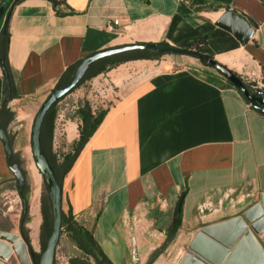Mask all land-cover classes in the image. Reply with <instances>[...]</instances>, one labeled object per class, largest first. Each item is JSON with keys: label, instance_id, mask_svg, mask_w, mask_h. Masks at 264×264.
<instances>
[{"label": "crops", "instance_id": "crops-1", "mask_svg": "<svg viewBox=\"0 0 264 264\" xmlns=\"http://www.w3.org/2000/svg\"><path fill=\"white\" fill-rule=\"evenodd\" d=\"M57 1L61 5L55 9L49 0H24L13 7L9 22L8 61L16 98L6 100L0 70V129L13 137L11 149L20 160L18 136L29 122L22 124L19 115H30L16 105L34 107L68 70L103 51L147 44L189 50L203 40L199 54L264 90V0ZM9 4L0 0V9L6 5L7 10ZM228 10L254 27L247 44L216 26ZM58 11L75 13L61 16ZM141 52L114 56L124 63L65 97L84 85L91 94L66 123L67 143L77 141L80 131L88 138L62 181V211L93 236L111 264H145L163 253L177 212L181 227L167 249L187 232L188 251L197 233L244 219L243 213L264 193V115L198 58L137 59ZM10 167L0 138V233L18 236L20 222L16 224L14 212L21 198ZM28 171L36 215L39 186L31 159ZM111 211L116 219L104 229L101 220ZM254 237L264 254V233ZM20 242H0L9 252L0 261L7 264L17 250L26 264ZM149 247L159 249L151 254ZM244 254L231 264L261 260L255 244Z\"/></svg>", "mask_w": 264, "mask_h": 264}, {"label": "water", "instance_id": "water-1", "mask_svg": "<svg viewBox=\"0 0 264 264\" xmlns=\"http://www.w3.org/2000/svg\"><path fill=\"white\" fill-rule=\"evenodd\" d=\"M12 0H9L11 3ZM6 10V5L0 9V18ZM216 26L232 34L241 44H247L254 36V27L243 17L233 11H226L216 22ZM153 51L164 55L189 56L200 59L202 57L196 51L179 50L173 48H157L154 44L131 45L117 49H111L97 53L86 58L77 67L72 80L65 87L55 88L48 96L41 109L39 110L32 128L31 149L35 165L43 177L48 188L51 201L53 223L50 237L47 241L45 251L41 254L40 260L36 263L35 253L29 248L22 237L12 234L0 233V242H12L14 238L21 240L20 246L25 255L26 264H55V256L61 235L62 209H63V190L58 184L54 169L48 159L42 153L41 129L44 119L51 107L62 98L72 92L83 80L90 66L105 59L133 51ZM204 62L211 68L219 72L229 83L237 88L245 97L247 102L260 114L264 115V90L257 87L255 83H245L235 73L220 65L209 56L203 58ZM0 70L4 77L5 85L11 90V81L4 61H0ZM0 138L4 144L8 162L11 161L13 151L10 142L3 129H0ZM11 172L17 183L19 194H22L26 185V180L22 169L18 164L10 167ZM264 193L261 194L260 202L243 213L244 219L231 220L227 225L215 228H204L192 239L187 254L183 257L180 264H231L244 257V252L249 245L255 244L261 255L260 262L264 264V254L257 243L254 235L264 233ZM245 220V221H244ZM248 223V224H247ZM235 245L233 252L228 249ZM9 252L6 253V246L0 243V259L6 260ZM230 255V256H229ZM229 259L224 263L226 258ZM0 264H4L0 261ZM24 264V263H23Z\"/></svg>", "mask_w": 264, "mask_h": 264}, {"label": "trees", "instance_id": "trees-1", "mask_svg": "<svg viewBox=\"0 0 264 264\" xmlns=\"http://www.w3.org/2000/svg\"><path fill=\"white\" fill-rule=\"evenodd\" d=\"M22 1L24 0H12V2L7 7L6 12L3 14V16L0 19V61H4L6 69L10 77V81H11V90L9 91L6 87L4 88V95H5L6 100L8 99L12 100L16 98V95L14 93L12 72L9 66V61H8V46H9V38H10L9 22H10V18L12 15L13 7ZM49 1L52 3L55 9H57L58 6L61 5V2H58L57 0H49ZM74 13H75L74 11H71L69 13H62L58 11V14L61 16L70 15ZM201 43H203V40L195 42L194 44L190 46L189 50L197 52V49ZM155 45L157 48H170L166 44H155ZM141 53L142 55L138 57L137 59H144L146 57L151 58V59H158L164 55V54H159L153 51H144ZM145 53H151L153 55L145 56L144 55ZM204 57L205 56H202L199 60L204 66L210 67L204 62L203 60ZM116 58L117 57L105 58L91 65L85 77L78 84L76 88L82 85L85 81L90 80L93 77L97 76L98 74L107 72L119 66L120 64L124 63L123 61H116ZM80 64L81 62L77 63L70 70H68L60 78L55 88H62V87H65L67 84H69V82L72 80L75 70ZM263 89H264V85H263ZM239 93L245 99L244 95L240 91ZM64 98H62L57 103H55L51 107V109L48 111L44 119L43 125H42L41 136H40L42 153L48 159L50 165L54 169L58 184L60 185L61 188H62V181L64 177L71 171L74 163L76 162L88 138V135L85 131H80V136L77 141H74L73 143L66 142L65 152L61 151L60 153H57L54 150L55 124H56V120L58 117L57 105ZM5 106L6 104L3 106V108ZM8 139H9L11 148H13V142H14L13 137L8 135ZM14 164H18L20 168L22 169V161L17 155H13L11 161L9 162L10 166ZM22 172L26 180V185H25L23 193L19 194L22 200V205H23L22 215H21V220H20V234L22 236V239L26 243V245L29 248H31L30 230L29 228H27V225L30 222V216H29L30 187L27 183V176L25 172L23 171V169H22ZM41 216H42V224L40 226V242L42 244V252L40 254L35 253L36 263L39 262L41 254L45 251L47 241L51 234L52 223H53L51 203H50L48 189L45 184V181H44V188H43L42 195H41ZM181 223H182V215L180 212H177L174 218L173 226L170 231L168 240L161 248V251H164L165 249H167L168 245L172 242L173 237L177 234L178 230L180 229ZM65 233L69 237L70 241L74 245H76L81 251H83L86 255H95L94 252L90 249L91 244H93L95 249H97L100 252V254L103 255V251L101 247L97 244L93 236L88 231L84 230L80 224H77L74 221L72 216H66V214L62 212V225H61L60 238ZM157 256H158V253L152 257V259L150 260L148 264H152ZM103 257L107 263L111 264L109 260L105 258V255H103ZM55 264H56V256H55ZM70 264H89V263L82 262L81 260H70Z\"/></svg>", "mask_w": 264, "mask_h": 264}, {"label": "rangeland", "instance_id": "rangeland-1", "mask_svg": "<svg viewBox=\"0 0 264 264\" xmlns=\"http://www.w3.org/2000/svg\"><path fill=\"white\" fill-rule=\"evenodd\" d=\"M88 86L84 85L76 92H74L72 95H69L67 98H65L59 105H57L58 109V117L56 120L55 124V133H54V150L57 153H60L61 151L65 152L66 151V138H65V128H66V123L68 121V118L71 116V113L75 111V108L77 104L80 101H86L88 95L90 94V90H88ZM53 91V90H52ZM51 91V92H52ZM51 92L48 94V96L51 94ZM48 96L43 99L41 102L36 103L34 107H31L30 109L27 107L26 109H23L22 106L16 105L15 108H21L22 111L25 114L30 115L29 118H24L21 119L22 115H19V120L21 121L22 124L24 122L28 123V128H20V136H18V145H20V150L17 152L19 155H21V161H22V169L25 172L27 176V183L30 187V193H29V216H30V222L27 225V228L30 230V239H31V249L34 253L40 254L42 252V244L40 242V226L42 224V216H41V195L42 191L44 188V179L41 176L40 172L36 171L37 173V178H38V188H39V208L38 212H36V215L34 214L33 211V205H32V193H33V183L31 180V176L28 171V166H29V159H31L34 162V158L32 155V149H31V137H32V128H33V123L34 120L41 109L42 105L48 98ZM31 106V104H30ZM19 112V111H18ZM19 114V113H18ZM23 120V121H22ZM27 120V121H26ZM71 133L70 136L73 137L75 135V129L71 128ZM17 145V146H18ZM29 153V159L26 157V154ZM115 179H116V186H119V174H114ZM48 189V188H47ZM49 195V192H48ZM124 201L121 200V204ZM51 203V201H50ZM14 206V205H13ZM22 200L19 199L17 203V209L14 212L16 215H18L17 219L15 222L18 224L21 219L22 215ZM52 209V208H51ZM115 212L111 211L110 213H106L103 215V218L101 222L103 223V228L106 226L107 222H113L116 219ZM82 220V219H81ZM36 221V222H35ZM110 225V224H109ZM105 229V228H104ZM18 236L22 237L20 233H18ZM190 241V237L188 236L187 232L185 235L181 236L177 242H175L173 245H171L167 250H164L163 253H161L155 260L153 261L152 264H155L159 262L160 260L164 263L168 264H179L181 262V258L184 256V254L187 251L188 248V243ZM149 251L151 254H154L156 251H158L159 248H151L149 247ZM79 255V252L73 247V245L66 239V236L61 237L59 240V244L57 247L56 251V264H70V258L72 260ZM14 257H11L8 261L7 264H23L20 261L19 258V253L16 250ZM160 261V262H161ZM147 264V263H145Z\"/></svg>", "mask_w": 264, "mask_h": 264}, {"label": "flooded vegetation", "instance_id": "flooded-vegetation-1", "mask_svg": "<svg viewBox=\"0 0 264 264\" xmlns=\"http://www.w3.org/2000/svg\"><path fill=\"white\" fill-rule=\"evenodd\" d=\"M91 248V250L94 252V254L95 255H86L83 251V253H84V258H79V256H77L76 258H75V260H81L82 262H87V263H89V264H109V263H107L106 261H105V259H104V257H103V255H104V253H103V255L102 254H100V252L97 250V249H95V247H94V245L93 244H91V246H90ZM106 258V257H105ZM107 259V258H106ZM151 259V258H150ZM150 259L148 260V262H147V264L150 262ZM108 260V259H107Z\"/></svg>", "mask_w": 264, "mask_h": 264}, {"label": "bare ground", "instance_id": "bare-ground-1", "mask_svg": "<svg viewBox=\"0 0 264 264\" xmlns=\"http://www.w3.org/2000/svg\"><path fill=\"white\" fill-rule=\"evenodd\" d=\"M35 166H36V165H35ZM36 168H37V167H36ZM181 259H182V258H181ZM160 261H161V260H160ZM160 261L157 262V263H155V264H165V263H164L165 261H163V262H162V261L160 262Z\"/></svg>", "mask_w": 264, "mask_h": 264}, {"label": "built area", "instance_id": "built-area-1", "mask_svg": "<svg viewBox=\"0 0 264 264\" xmlns=\"http://www.w3.org/2000/svg\"><path fill=\"white\" fill-rule=\"evenodd\" d=\"M114 24H115V25H118V24H119V22H118V21H115V22H114ZM260 89H261V88H260Z\"/></svg>", "mask_w": 264, "mask_h": 264}]
</instances>
